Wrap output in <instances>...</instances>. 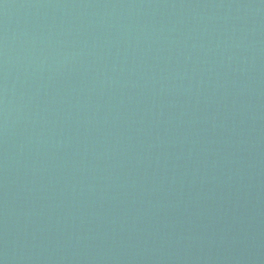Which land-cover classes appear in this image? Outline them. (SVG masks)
I'll return each instance as SVG.
<instances>
[{"label":"water","instance_id":"95a60500","mask_svg":"<svg viewBox=\"0 0 264 264\" xmlns=\"http://www.w3.org/2000/svg\"><path fill=\"white\" fill-rule=\"evenodd\" d=\"M0 264H264V0H0Z\"/></svg>","mask_w":264,"mask_h":264}]
</instances>
